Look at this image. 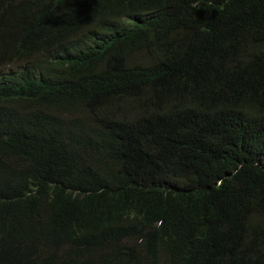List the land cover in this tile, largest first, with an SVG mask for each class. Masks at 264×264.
Returning a JSON list of instances; mask_svg holds the SVG:
<instances>
[{"label":"trees","instance_id":"trees-1","mask_svg":"<svg viewBox=\"0 0 264 264\" xmlns=\"http://www.w3.org/2000/svg\"><path fill=\"white\" fill-rule=\"evenodd\" d=\"M0 264H264V0H0Z\"/></svg>","mask_w":264,"mask_h":264},{"label":"bare ground","instance_id":"bare-ground-1","mask_svg":"<svg viewBox=\"0 0 264 264\" xmlns=\"http://www.w3.org/2000/svg\"><path fill=\"white\" fill-rule=\"evenodd\" d=\"M15 167V166H14Z\"/></svg>","mask_w":264,"mask_h":264}]
</instances>
